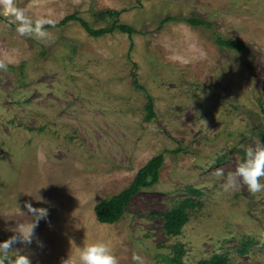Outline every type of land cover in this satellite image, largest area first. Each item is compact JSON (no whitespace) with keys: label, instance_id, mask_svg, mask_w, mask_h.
<instances>
[{"label":"rangeland","instance_id":"1","mask_svg":"<svg viewBox=\"0 0 264 264\" xmlns=\"http://www.w3.org/2000/svg\"><path fill=\"white\" fill-rule=\"evenodd\" d=\"M108 9L137 32L93 37L76 21L44 28L45 38L18 31L23 20L74 13L110 27ZM166 16L212 26L161 25ZM215 33L248 47L221 50ZM0 61V241L26 230L30 203L48 209L32 243L13 245L30 264H79V248L96 241L119 264H133L134 253L144 264H173L177 253L188 264L216 254L264 264V192H225L215 175L233 173L262 142L264 0H0ZM132 72L153 99L150 120ZM162 152L158 183L118 221L99 222L95 205ZM186 198L195 200L189 220L169 236L161 213ZM8 257L0 264H15Z\"/></svg>","mask_w":264,"mask_h":264},{"label":"trees","instance_id":"2","mask_svg":"<svg viewBox=\"0 0 264 264\" xmlns=\"http://www.w3.org/2000/svg\"><path fill=\"white\" fill-rule=\"evenodd\" d=\"M120 11L108 9L102 13L104 17L114 19L110 27L93 28L85 19L78 16L76 13L68 15L61 19L57 23H49L44 26V28H61L71 21L78 22L81 27L93 37H100L111 33L115 30L127 34L131 37L137 31L128 24L119 23L117 18ZM184 21L192 26H202L211 27L212 24L209 21L203 20L197 17H187L179 18L174 16H166L162 21L161 25L169 21ZM214 42L221 50H234L237 52L243 51L248 46L247 44L233 40L227 39L219 34H214ZM135 66V63H134ZM132 84L136 89L142 90L146 93L144 86L138 81L135 72H132ZM146 120H150L155 117L154 103L150 94L146 93ZM264 114V108H261ZM259 137L264 142V129L259 131ZM181 149L177 148L175 150H166L168 153H178ZM164 162V153H159L153 156L145 165H143L135 174L133 180L130 184L121 190L119 193L112 195L111 197L97 203L94 207L96 219L101 223H114L122 218L126 212V208L131 200V198L138 193L141 189L151 187L158 183L159 181V171ZM195 193L198 191L192 190ZM195 205V200L193 198H186L181 201L176 206H173L169 211L162 212L161 215L164 219L163 228L167 235L176 236L180 234L183 226L189 220L188 208ZM180 248V247H179ZM170 262L173 264H188L180 259L179 254L171 258ZM194 264H230L226 256L216 254L212 257L204 260H200Z\"/></svg>","mask_w":264,"mask_h":264},{"label":"clouds","instance_id":"3","mask_svg":"<svg viewBox=\"0 0 264 264\" xmlns=\"http://www.w3.org/2000/svg\"><path fill=\"white\" fill-rule=\"evenodd\" d=\"M23 16V13H21ZM51 23L48 20H40L33 25L31 20H23L22 26L18 29L21 35H36L45 38L47 33L44 31V26ZM8 64L0 61V70L6 71ZM217 178L223 179L222 185L225 192L238 189L241 185L246 186L251 194L264 192V142L259 141L256 146L249 147L235 171L227 176L223 170L218 169L215 173ZM25 208L29 216L23 218L27 220L28 227L24 231H15V234L7 240L0 241V254L5 258H9L8 254L13 253L15 264H30L29 257L14 248L13 245L21 243L24 245L31 244L34 237V230L39 225L41 220H47L48 209L36 208L30 203H25ZM133 264H144V260L139 253H134L132 256ZM79 264H119V261L110 248L104 241H96L85 244L79 248L78 253ZM71 264V261L68 262Z\"/></svg>","mask_w":264,"mask_h":264}]
</instances>
